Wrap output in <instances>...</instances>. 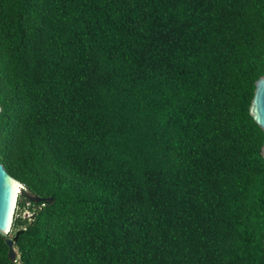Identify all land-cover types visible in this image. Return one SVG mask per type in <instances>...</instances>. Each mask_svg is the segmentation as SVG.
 Segmentation results:
<instances>
[{"label": "trees", "instance_id": "trees-1", "mask_svg": "<svg viewBox=\"0 0 264 264\" xmlns=\"http://www.w3.org/2000/svg\"><path fill=\"white\" fill-rule=\"evenodd\" d=\"M262 76L264 0H0V264H264Z\"/></svg>", "mask_w": 264, "mask_h": 264}, {"label": "water", "instance_id": "water-1", "mask_svg": "<svg viewBox=\"0 0 264 264\" xmlns=\"http://www.w3.org/2000/svg\"><path fill=\"white\" fill-rule=\"evenodd\" d=\"M249 112L255 123L264 133V76L255 82L254 97ZM261 155L264 158V144ZM22 193L25 194L30 202L35 204L50 201V199H41L33 194L23 183L13 178L0 162V236L6 238L8 258L12 263H16L17 260L15 242L18 240L21 232H18L13 239L10 236V232L12 231L17 210L18 197ZM35 217L36 214L31 215L30 221L33 222Z\"/></svg>", "mask_w": 264, "mask_h": 264}]
</instances>
